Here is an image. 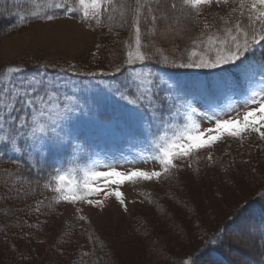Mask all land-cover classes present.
<instances>
[{"label":"rangeland","instance_id":"374dc122","mask_svg":"<svg viewBox=\"0 0 264 264\" xmlns=\"http://www.w3.org/2000/svg\"><path fill=\"white\" fill-rule=\"evenodd\" d=\"M229 2L238 3V0H229ZM214 12H216L214 8L206 10V14ZM170 18L171 26H166V31L172 33L179 29H177L179 23L176 16H170ZM181 34V30L177 31L174 34L175 37L171 39L172 42L176 41V37L180 38ZM113 37L114 34L104 28L103 20L97 23L92 20L68 17L51 21L42 19L0 38V70L13 63L44 60L64 62L87 71L95 70L111 60V52L115 49L113 45L116 47L121 45L119 38ZM115 62L120 61L118 59ZM248 65V74L257 76L260 68ZM137 71L151 72L159 81H167L169 84L174 83L178 77L182 87L187 91L195 89L200 79L166 71L154 72L145 64ZM222 75L245 84L247 81L243 66L236 67L234 70L228 69ZM215 79L216 76L213 80ZM105 84H112V82L85 81L81 85L83 95L90 99L95 96L99 100H104L107 95ZM244 98L240 94L224 96L217 93V99L211 105L201 106L193 102L194 112L182 109L179 117L166 119L164 123L156 121L150 132L143 137L137 136L135 139H125L116 129H102L96 126V120L106 121L120 114L116 103L118 96L107 100L100 105L98 117H93L89 113L80 119L85 133L80 143L84 144V140L87 139V144L79 156L65 157L68 161H76L80 171V176L72 180L80 183L85 178V172L108 171L110 168L120 172L160 171L161 166L153 157L158 154L157 145L164 143L161 137L171 141L187 132L210 139L211 134L208 130L215 129L216 118L243 120L246 112L251 109L238 103L236 104L238 111H232L230 105ZM103 114L106 115L102 116ZM257 119H259V113H257ZM120 127H124L123 121L120 122ZM263 155L264 139H261L258 134L245 133L237 139H226L225 136L213 143L211 148L206 147L202 152H195L175 161L179 176L178 183H168L165 176L160 181H140L135 184L125 182L119 186L113 184L109 188L106 186L108 182L99 180L93 186L99 187L101 194L90 197L94 202L97 200L102 202L99 207L95 203L89 205L86 202L69 204L58 200V194L51 190L46 199H50L51 204L54 205L53 208L59 212V216L55 215L49 223L45 224L53 226L46 242L41 246L38 244L39 241L33 243H36V247L43 252L50 251L49 249L53 248L51 246H55L54 252L32 259L25 250L24 254L29 259H24L25 263L22 264H71L74 257H65L60 254L64 244L58 243L59 236L64 238L63 241H69L76 249L75 251H81V254L86 252L79 248L81 243L85 247L89 246L88 251L94 252L96 248L99 256L102 257L99 264H178L180 260L188 257L186 254L198 251L202 244L199 238L204 232L217 231L245 202L257 199L256 195L264 187L262 178L264 164L255 166V162ZM215 174L220 177L225 174L230 180L220 185L214 182ZM19 188H23L22 183H19ZM18 189L14 195L20 200H25L37 191L31 193L22 189L21 191L26 195H19ZM110 191H120L125 201L124 205H121L114 195H107ZM7 194L10 192L8 191ZM155 199L162 204L165 210L163 215L166 218L161 219L158 210L153 206ZM181 204H186V208L184 209ZM191 210L192 213H190ZM204 213L205 215L201 216ZM174 218L179 220V224ZM72 223L76 227H73ZM252 227L250 216L243 215L234 227L226 229L228 243H233L238 248L236 255L239 257L237 259L239 264H246V258H251L246 255L248 252L252 257L257 256L256 239L250 235L254 234ZM142 234L145 236L141 237ZM256 238H258L257 235ZM18 239L25 241L21 236ZM102 242L106 247H101ZM24 243L30 244V242ZM0 244L6 245L4 240H1ZM2 249L3 247L0 246V264H12L13 262L7 260V254L1 252ZM193 259L195 260V257ZM89 261L92 264L91 258ZM210 262H217L214 256Z\"/></svg>","mask_w":264,"mask_h":264},{"label":"snow or ice","instance_id":"6c2138e0","mask_svg":"<svg viewBox=\"0 0 264 264\" xmlns=\"http://www.w3.org/2000/svg\"><path fill=\"white\" fill-rule=\"evenodd\" d=\"M164 2L165 0H134V3L130 4L125 0L120 4L118 0H78L77 8L73 7L69 0H59L48 4L55 11L46 14L44 18L51 21L58 18L62 12L70 19L76 14L83 20L99 23L105 18L111 19L113 10H121L122 15L133 12L136 17V50L128 52L126 61L132 66L137 61L144 64L152 58L140 50L139 25L142 14L146 20L151 21L148 31L155 34L157 21L171 26L170 12L186 11L189 17H198L203 6H211L213 3L226 5L229 0H180L179 4L173 2L163 7ZM233 11L238 12V16L234 22H225L227 26L223 29V34L207 35L206 41L193 39L191 44L196 47L187 56L184 52L188 49L181 51L179 45H176L174 58L169 59L164 55L163 60L158 58L157 62L186 70H216L224 65L239 62L237 66L245 68L246 84L215 73V80H199L195 89L187 91L178 77L174 83L169 84L167 81H159L151 72L134 71L126 82L105 84L107 95L104 100H99L95 96L90 99L83 95L81 85L73 77L84 73L77 71L75 65L55 68L52 75L47 73L46 68L37 74L25 75L26 69L19 65L6 66L0 71V144L10 145L22 156L35 158L36 164L32 167H36L40 157L79 156L87 144V139L84 144L79 143L85 136L80 124L81 117L89 113L98 117L100 105L114 97L118 96L116 103L120 114L106 121L96 120L95 123L102 129H116L125 139L145 136L154 122L164 123L166 119L179 117L182 109L194 112L193 102L201 106L211 105L217 99V93L224 96L240 94L245 97L242 101H234L230 105L232 111H238V103L251 109L246 112L243 120L216 118L215 129L208 130L210 139L187 132L171 141L161 137L164 143L157 145L159 151L153 157L158 160L160 171L120 172L115 168L108 171H87L80 183L68 180L65 174L55 175V186L51 190L58 194V200L69 204L95 203L99 207L101 201L94 202L90 199L101 194V189L93 186L99 180L108 182L106 186L109 188L113 184L119 186L125 182L135 184L140 181H160L177 167L175 161L188 157L195 151L211 147L225 136L240 138L245 133H256L264 139V64L260 66L258 75L253 76L247 72L249 65L245 59L254 56L258 49H264V0H240L238 9ZM204 29L211 31L209 25H204ZM163 52V49L158 48L155 55L160 57ZM88 75L95 77L97 73L90 72ZM121 101L123 103H120ZM121 121L124 123L123 128L120 127ZM181 140L183 142H180ZM54 171L59 173V169ZM48 187L50 185L45 184V188ZM107 195H114L120 204L124 205L120 191H110ZM261 232V239H264V227ZM221 238L214 235L207 243H217ZM186 255L188 258L180 260L178 264H197L193 259L195 253Z\"/></svg>","mask_w":264,"mask_h":264},{"label":"trees","instance_id":"16d2710c","mask_svg":"<svg viewBox=\"0 0 264 264\" xmlns=\"http://www.w3.org/2000/svg\"><path fill=\"white\" fill-rule=\"evenodd\" d=\"M55 2H59V0H2L0 3V38L20 31L24 27L39 20H46L44 16L55 11V9L49 7L48 4ZM69 2L73 7L79 6L78 0H69ZM124 2L125 0H118V3L120 4H123ZM127 2L131 4L134 3V0H127ZM173 2L179 4L180 0H165L163 7H167V5H170ZM239 2L240 0H238V3L228 2L226 5H217L213 3L211 6H203L201 15L198 17H189L186 11L177 13L170 12L169 16H176L179 23V26L177 27V29H179L172 33L168 32V30L166 31V23L160 21H157L155 26V34L149 32L148 29L151 26V21L146 20L142 14L139 25L140 50L152 57L144 64L154 72L167 70L182 74L191 73L205 77L206 79H209L216 71L223 70L225 66L233 65H224L216 70H186L167 66L163 62L158 63L157 59L159 58L162 61L164 55L168 56L169 59L174 58L173 52L176 45H179L181 51L187 48L188 51L184 52V55L187 56L190 54L191 50L196 47L191 44L193 39L206 41L207 35L223 34V29L227 26L225 22H234L237 18L238 12H234L233 10L238 9ZM209 8H214L216 12L206 14V10ZM36 16H39L40 18H34ZM111 16V19H103V26L106 30L114 34L115 38H119L118 41L121 42V45L118 47L113 45V48L115 47V49L111 52V60L103 63L98 69L87 71L75 66L77 71L84 73V75L73 77V79L80 85L89 80H104L112 83L126 82L132 72L137 71L142 65H144L139 61L132 66H129L126 63L128 52H135L136 50L137 34L134 23L136 19L134 13L129 11L126 15H122L121 10L117 9L111 12ZM63 17L67 16L61 12L58 18ZM73 18H80V16L74 14ZM204 25H209L211 31H206ZM180 30L182 31L180 38L176 37V41L172 42L171 39L175 37L174 34ZM158 48L164 50L160 57L155 55ZM118 51L119 54H117ZM246 58H250L262 65L264 64V50L261 52V49H258L254 56ZM118 59L120 62L116 63L115 61H118ZM16 65L26 69L25 75L37 74L45 68L47 69V73L52 75L55 68L61 66L67 68L71 64L44 60L39 62L31 61L26 63H13L6 66ZM6 66L0 71H3ZM117 68H119V71H117ZM90 72H95L97 75L92 77L88 75ZM226 139L237 138L226 136ZM209 148L211 147H207V149ZM202 150L198 152H202ZM258 158L259 159L255 162V166L263 165L264 155ZM33 164H36L35 158L22 156L21 153L15 152L10 145L0 144V241L4 240L6 244L5 246L0 244V246L3 247L1 252L7 254V260L13 262L12 264H22L25 263L23 261L24 259H33L39 255H49L54 252L53 248L55 246H51L53 248L49 249L50 251L43 252V250L36 247V243L33 242L39 241L40 243L38 244L40 246L43 245L53 228V226L45 224L49 223L55 215L59 216V212L53 208L54 205L51 204L50 199H46V197L51 192V188L55 185V175L63 174L62 172L69 168L70 163L64 159L62 160L61 158L48 155L47 158L40 157L39 164L36 165V167H32ZM54 169H59V173H56ZM70 174L65 175L68 176ZM178 178L179 176L176 167L166 176L165 179L168 183L172 184L173 182L178 183ZM262 178L264 183V173ZM227 180H230V178L227 179L225 174L221 177L217 174L214 175V182H217L220 185L226 183ZM19 183H22L23 188H19ZM45 184H49L50 187L45 188ZM9 186H11V191H9ZM218 186L219 185H217V187ZM17 189L19 195H26L25 192L21 191L22 189L31 193L37 191L28 196L25 200H20L14 195ZM8 191L10 194H7ZM256 198L257 199L255 200H248L245 202L243 206L233 213L217 231L211 233L204 232L202 234L203 236L199 238L202 244L198 251H195V255L193 256L199 264H239V261H237L239 257L236 255L238 248L235 247L233 243H228L229 239H227L226 229L229 230L231 227H234L237 220H240L243 215L245 217H248L249 215L251 218L254 234L252 233L250 235L256 239L257 244L255 248L257 256L252 257L248 252L246 255H249V257L251 256V258L247 257L246 262H244L246 264L250 262L253 264H264V239H261V228L264 227V187L259 190ZM153 206L158 210L157 212H159L161 219L166 218V216L163 215L165 210L161 203H158L155 199L153 201ZM181 206L185 209L187 205L181 204ZM190 213H192V210ZM203 215H205V213L201 214V216ZM161 219L157 218V220ZM174 219L175 222L179 224V220L177 218ZM73 224L74 223L71 225L76 227ZM144 234H142L141 237H144ZM214 235L221 236L222 238L219 242L209 245L207 241ZM256 235L258 238H256ZM19 236L25 240L24 242H30V244L20 241L18 239ZM63 240L64 238L59 236L58 243L62 242L64 244V248L61 249L60 254L65 257H74L71 260V264H90L89 258H91L92 264H99L100 259L102 260V257L99 256V252L96 248H94L95 253L88 251L89 246L85 247L80 242L81 245L79 248L86 251L81 254V251H75L76 249L69 241ZM100 245L101 247H106L103 242ZM25 250H27L29 258L25 256ZM213 256L217 262H210ZM187 258L185 257L183 259Z\"/></svg>","mask_w":264,"mask_h":264}]
</instances>
